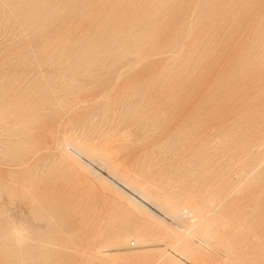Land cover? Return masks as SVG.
<instances>
[{
	"label": "rangeland",
	"instance_id": "rangeland-1",
	"mask_svg": "<svg viewBox=\"0 0 264 264\" xmlns=\"http://www.w3.org/2000/svg\"><path fill=\"white\" fill-rule=\"evenodd\" d=\"M224 263L264 264V0H0V264Z\"/></svg>",
	"mask_w": 264,
	"mask_h": 264
},
{
	"label": "bare ground",
	"instance_id": "bare-ground-1",
	"mask_svg": "<svg viewBox=\"0 0 264 264\" xmlns=\"http://www.w3.org/2000/svg\"><path fill=\"white\" fill-rule=\"evenodd\" d=\"M159 2V1H158ZM240 2V1H239ZM244 6V5H243ZM252 13V12H251ZM223 14V13H222ZM237 19V18H236ZM247 52H249V51H247ZM248 78V77H247ZM148 110V109H147ZM5 121V120H4ZM78 139V138H77ZM95 142V141H94ZM66 144H70V142L69 143H66ZM67 146V145H66ZM71 146H72V144H71ZM79 146H81V145H79ZM68 147V146H67ZM84 148V147H83ZM66 150H67V148H66ZM83 150V149H82ZM82 150H78V149H76V148H74L73 146L70 148H68V151H70L71 152V154L73 155V157H74V159H76V161H78V162H82V160H83V158H85V156H86V159H84V160H86V161H84L83 160V162H86V163H88V162H90L91 163V161L92 162H94V163H96L98 166H100V167H102L108 174H109V177L110 178H112L113 179V181H119V183H118V185L116 184L117 182H115V184H114V182L111 180V184L113 183V185H117L118 187L120 186V185H122L121 187L122 188H124V190H125V188H129V190L128 191H132L133 192V188H132V186H131V184H129L130 182H127L125 179H123L122 177H120V176H118V174H116L115 172H116V170H115V172H114V170L112 169V165H110L109 164V162H107L105 159H103V160H101V159H98V158H96V156L95 155H93L92 153H85L87 150H85L84 149V152L82 151ZM68 153V152H67ZM71 155V156H72ZM73 159V158H72ZM75 163V162H74ZM89 164V163H88ZM87 165V164H86ZM89 165H91V164H89ZM91 166H93V164L91 165ZM95 166V165H94ZM93 166V168L94 169H96V167H94ZM90 167V166H89ZM85 168H88L87 166L85 167ZM92 167H90L88 170L93 174V175H95L96 177H103L100 173H98L96 170H94ZM98 169V168H97ZM109 177H107V178H109ZM133 182V181H132ZM120 184V185H119ZM134 184H135V182H134ZM142 184V183H141ZM146 185V184H145ZM144 185V186H145ZM134 186V185H133ZM140 186V185H139ZM143 185H141L140 187H144ZM139 187V188H140ZM146 187V186H145ZM147 188V187H146ZM145 188V189H146ZM117 189V188H116ZM121 189V188H120ZM137 189H138V187H137ZM141 190H144V189H141ZM135 192V191H134ZM147 193L149 192L148 191V189H147V191H146ZM155 192V191H154ZM127 194H128V196H129V200L130 201H132L133 203H134V205H137V206H140V207H145V208H149L150 206L148 205V207L146 206V204H144L143 203V201L144 202H146V203H148V204H151L153 207H154V209L155 210H149L150 212H152V214H154V216H156L157 218H159L160 220H163V221H167L166 219L167 218H169V219H171V220H173V222H175L176 223V226H178L179 228H180V230L182 231V229H184V230H190V232H191V229L195 226V225H198L197 223L198 222H201V225H202V221L205 219V218H203V220H202V218L200 219V212H198V211H196V210H194V208L196 207V205H194L195 207H191V206H189L188 204H186V205H182V206H180L181 204L179 203V208H173V209H171V210H168L167 208H165V207H163V206H161V205H159V204H157V203H155L154 201L155 200H152L150 197H149V194L151 193V192H149V194L148 195H146V194H144V193H142V192H135V193H137L136 195L138 196V198H135V197H133V196H135V193L133 194V196L130 194V193H128V192H126ZM125 193V194H126ZM157 193H158V191H157ZM162 193V192H161ZM161 193H158V194H160L161 195ZM166 193V192H165ZM126 194V195H127ZM152 194V193H151ZM164 194V193H163ZM167 194V193H166ZM167 196V195H166ZM169 196V195H168ZM127 197V196H126ZM152 197V196H151ZM154 197H156V195H154V193H153V197L152 198H154ZM160 198V197H159ZM168 198V197H167ZM167 198H165V199H167ZM223 198V197H222ZM156 199V198H155ZM157 199H158V196H157ZM173 200H174V198H172ZM172 199H170L171 201H172ZM177 198H175V200H176ZM213 199V198H212ZM161 200V202L163 203V200H162V198L160 199ZM169 200V201H170ZM128 201V200H127ZM129 201V202H130ZM166 201V200H165ZM177 201V200H176ZM179 201V200H178ZM182 201H184V200H182ZM196 201H197V199H196ZM195 201V202H196ZM214 201V200H213ZM168 202V201H167ZM180 202V201H179ZM193 202H194V200H193ZM212 202V201H211ZM220 202H222V201H220ZM219 202V203H220ZM165 203V202H164ZM190 203H192V202H190ZM209 203H210V201H209ZM214 202H212V204H213ZM166 204V203H165ZM172 204V203H171ZM174 204V203H173ZM175 204H178V203H175ZM164 205V204H163ZM170 205V204H169ZM199 207H200V205H199V203L197 204ZM205 205H207L206 203H205ZM219 205V204H218ZM132 206V205H131ZM193 206V205H192ZM135 207V206H134ZM209 207H210V205H209ZM208 206H207V209L209 208ZM197 208V207H196ZM195 208V209H196ZM204 208H205V206H204ZM214 208V207H213ZM216 208H218V206L216 207ZM215 208V209H216ZM136 209H137V207H136ZM138 209H140V208H138ZM198 209V208H197ZM206 209V208H205ZM206 209V210H207ZM204 210V209H203ZM203 210H202V212H203ZM141 211V210H140ZM147 211V210H146ZM145 211V212H146ZM214 210L212 209V211H210V212H213ZM201 212V213H202ZM148 213V212H147ZM215 213H217V212H215ZM214 213V214H215ZM205 214V213H204ZM212 214V213H211ZM213 215V214H212ZM201 216H202V214H201ZM208 216H210V217H212L211 215H208ZM207 217V216H206ZM209 218V217H208ZM207 218V221H209V219ZM215 218V217H214ZM168 219V220H169ZM170 220V221H171ZM202 220V221H201ZM211 220V219H210ZM214 220V219H213ZM207 221H204V222H207ZM150 222V221H149ZM210 222V221H209ZM215 222H217V221H215ZM162 224H163V222H161ZM160 223V224H161ZM174 223V224H175ZM171 224V223H170ZM173 223H172V225H174ZM200 224V223H199ZM204 224V223H203ZM208 224V223H207ZM168 226V225H167ZM175 226V227H176ZM204 226V225H203ZM177 227V229L179 230V228ZM212 227V226H211ZM182 228V229H181ZM196 228V227H195ZM194 228V229H195ZM202 228V227H201ZM212 228H214V227H212ZM212 228H209V230L210 229H212ZM217 227H215V230H217L216 229ZM166 229H167V227H166ZM166 229H164V230H166ZM169 229H170V227H169ZM194 229H192V230H194ZM158 230H159V228H158ZM183 230V231H184ZM200 230V229H199ZM207 230V229H206ZM18 231V230H17ZM25 231V230H24ZM160 231V230H159ZM186 231H184V232H186ZM203 231V230H202ZM205 231V230H204ZM163 232V231H162ZM167 232V231H166ZM207 232H209V231H207ZM165 233V232H164ZM168 233V232H167ZM174 233V232H173ZM205 233V232H204ZM169 234V233H168ZM182 234H184V233H182ZM207 234V233H206ZM210 234V233H209ZM208 234V235H209ZM19 235V234H18ZM129 235H131V234H129ZM174 235V234H173ZM178 235V234H177ZM187 235V234H186ZM186 235H184V237H186ZM193 235H196V234H193ZM137 236V235H136ZM135 236V237H136ZM141 236V235H140ZM125 237V236H124ZM123 237V238H124ZM134 237V238H135ZM138 237V236H137ZM137 237H136V239H137ZM182 237V236H181ZM195 237V236H194ZM204 236H202V237H199L198 236V238H203ZM120 238H121V236H120ZM126 238V237H125ZM175 238V236L173 237V239ZM187 238H189V236H187ZM196 238V237H195ZM198 238H196V239H198ZM208 238V237H207ZM230 238V237H229ZM141 239H144V237L142 238L141 237ZM178 238H176V240H177ZM182 239V238H181ZM181 239L179 240V241H181ZM192 239H194V238H192ZM145 240V239H144ZM184 240H185V238H184ZM183 240V241H184ZM204 240H205V238H204ZM203 240V241H204ZM178 241V242H179ZM188 241V240H187ZM194 241H196L195 239H194ZM198 241H199V239H198ZM198 241H196V242H198ZM202 241V242H203ZM136 243H133V246H134V244H135V247H137V248H140L141 249V246L143 245V244H146L145 245V248H146V246H149V244L151 243V242H146V241H140V240H136L135 241ZM226 242V241H225ZM180 243H182V242H180ZM179 243V244H180ZM183 243H185V241L183 242ZM182 243V244H183ZM152 244V246H150V248L151 247H153V243H151ZM158 244V245H157ZM200 244H202V243H200ZM204 244L206 245V241H204ZM155 246H158V247H161L162 248V246L160 245L159 246V243H156V244H154ZM190 245V244H189ZM203 245V244H202ZM127 246V245H126ZM132 246V247H133ZM181 246V245H180ZM179 246V247H180ZM188 246V245H187ZM232 246V245H231ZM125 247V246H124ZM124 247H121V248H123L124 249ZM130 247V246H129ZM128 247V248H129ZM186 247V246H185ZM207 247H208V245H207ZM126 248L127 247H125V249L124 250H126ZM149 248V247H148ZM190 248V247H189ZM188 248V249H189ZM131 249V248H130ZM178 249V248H177ZM176 249V250H177ZM184 249H187V248H184ZM187 249V250H188ZM209 249V248H208ZM129 250V249H128ZM128 250H126V251H128ZM133 250V249H132ZM190 250H192V249H190ZM190 250H188V252L190 251ZM179 251H181L180 250V248H179V250H178V252ZM196 251V250H195ZM194 251V252H195ZM183 252V251H182ZM192 252V251H191ZM187 253V252H186ZM166 254V253H165ZM179 256H182L181 254H179ZM178 259V258H177ZM180 260V259H179ZM225 262V261H224ZM225 264V263H224Z\"/></svg>",
	"mask_w": 264,
	"mask_h": 264
}]
</instances>
